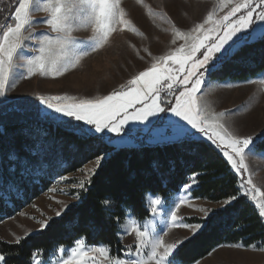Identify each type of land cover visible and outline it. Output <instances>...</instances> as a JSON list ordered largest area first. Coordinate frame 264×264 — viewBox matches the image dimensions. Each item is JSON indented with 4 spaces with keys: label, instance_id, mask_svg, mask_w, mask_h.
<instances>
[{
    "label": "trees",
    "instance_id": "obj_1",
    "mask_svg": "<svg viewBox=\"0 0 264 264\" xmlns=\"http://www.w3.org/2000/svg\"><path fill=\"white\" fill-rule=\"evenodd\" d=\"M263 72L264 35L244 44L210 75L245 81ZM1 109L0 222L50 190L57 179L80 172L98 156L107 157L71 211L17 244L0 242L3 264H34V256L47 259L60 248L73 247L77 239L107 247L112 256L121 257L122 222L127 217L147 219L149 196L169 199L186 183L193 184V198L221 202L236 195L238 199L206 221L193 219L206 227L178 248V264H194L221 246L264 245L263 220L242 193L229 162L208 142L183 138L149 144L141 139L131 146H115L102 137L82 135L70 120L38 112L1 113ZM255 148L264 155V135Z\"/></svg>",
    "mask_w": 264,
    "mask_h": 264
},
{
    "label": "rangeland",
    "instance_id": "obj_2",
    "mask_svg": "<svg viewBox=\"0 0 264 264\" xmlns=\"http://www.w3.org/2000/svg\"><path fill=\"white\" fill-rule=\"evenodd\" d=\"M219 2L220 0H139V2L138 0H120V6L126 14L125 19L131 21V26L136 29V32H133L131 27L121 30L122 26L118 25L117 30L111 34L108 43L104 47L89 52L76 67L69 68L62 75L55 77L41 75L39 72L29 76L27 67L24 66V60L18 57L15 61L17 67L14 69L12 77L14 87L8 89L6 96L0 97L1 113H13L16 110L26 114H37L38 112L40 114H50V117L61 118L64 121L70 120L73 122L74 127H92L47 109L46 106L40 104L38 97L67 95L78 99H94L104 97L114 91H121L122 85L125 88L132 87L128 85V81L140 72L150 68L155 62L154 58L169 55L185 43L184 40L177 39L174 36V28L189 32L196 24L201 23L209 12H215V19L223 17L230 10L231 5L221 11ZM15 3L16 0H10V3L9 0H3L0 7L5 5L11 7ZM240 14L237 13L236 16L231 17V20L234 22ZM6 15L7 13L4 16ZM44 18V13H36L33 17L34 20H43ZM3 23H5V20L3 16H0V24ZM205 27H210V25ZM262 29H264V22L256 21L247 33H241L240 35H246L248 39L246 42L233 46L230 55L234 54L244 44L260 39L264 35ZM218 31H222V29H218ZM32 32L34 37H38L41 33L49 32V29L42 24L33 28ZM73 36L77 41L87 43L93 36V32L91 28L82 29L74 32ZM173 39H176L175 44L172 43ZM37 47L35 39L26 41L22 56L29 58L38 55ZM203 51L202 49L201 52ZM230 55H227L226 58ZM197 57H200V53H197ZM171 63L169 61V64ZM174 66L179 67V65ZM203 79L204 83L200 92L197 93L198 103L206 105L210 112H225L226 115L222 122L229 130L241 137L253 136L257 141L260 136L264 135V84L259 83V81L264 80V72L245 81H222L218 75L211 78L210 74H205ZM173 88L177 89L176 95L183 90V87L175 85ZM166 92L167 88L165 87L161 92V96L172 103L162 106L170 108L175 103L174 97L176 95L167 97ZM137 130L138 134L135 133ZM91 135L102 137L108 143L110 140L111 143L109 144L115 146H131L141 141V139L147 140L149 144L175 142L183 138L202 140L215 147L228 161L224 155L226 149L222 145L218 147L207 136L191 129L185 121L175 117L170 111L150 117L144 124L130 122L124 127L121 136L107 131L94 133V130ZM245 157L248 171L237 172L232 166L231 168L239 178L242 193L259 213L256 201L252 200L251 196L256 195L257 199H264V196L255 193L252 186L247 184V179L251 176L256 188L264 193V155L255 148L252 151H246ZM105 159L101 161L99 167L95 165V161H92L85 165L80 172L57 179L50 190L28 204L15 216L1 221L0 242L17 244V240L21 242L29 236L38 234L44 231L53 220L60 218L66 212L64 205L71 208L73 205L79 204L84 191L79 187L80 182L91 178L92 175L89 176V169L95 168L96 173ZM229 164L231 165L230 162ZM87 184L85 183V187ZM192 188L193 184L187 190L183 188L169 199L159 198L161 205L157 207L158 215L153 214L151 211V200L158 197L149 196L147 206L150 216L144 220H135L141 227L147 224L151 228L154 224L157 231L164 229L167 232V235L164 236L166 242L182 241L178 246L179 248L187 240L201 232L204 227L194 234L192 229L173 226L170 218L172 211L176 212L178 224H196L199 222H193V219L206 221L214 213L226 207L222 205L223 201L212 202L206 199L193 198L191 196ZM77 196H79V199H77ZM181 200L184 202L180 204L177 210L175 205ZM201 208L209 210L207 216L199 210ZM57 211L61 212V216L56 215ZM132 219L134 218L127 217L119 226V239L125 249L123 255L118 257L120 259L135 258V234L125 231ZM261 219L264 222V217H261ZM45 221L48 226L42 228L39 222ZM201 224L205 225L204 223ZM73 247L64 249L70 254ZM85 247L100 246L85 243ZM178 248L174 251V256ZM129 249H132V256L128 255ZM261 249H264V245L258 244L250 247L243 245L241 247L221 246L194 264H264V250ZM90 255L98 260L103 259L95 253ZM62 256L64 254L58 250L47 259L37 257L36 260L42 261L43 264H57ZM109 256L115 257L112 256L110 251ZM85 259L88 260V264H91L89 258L86 257ZM104 264H107V262H104ZM175 264L178 263L175 261Z\"/></svg>",
    "mask_w": 264,
    "mask_h": 264
},
{
    "label": "snow or ice",
    "instance_id": "obj_3",
    "mask_svg": "<svg viewBox=\"0 0 264 264\" xmlns=\"http://www.w3.org/2000/svg\"><path fill=\"white\" fill-rule=\"evenodd\" d=\"M0 3H3V0H0ZM229 5H231L230 10L223 17L214 19L215 12H209L207 17L189 32L174 28V36L184 40L185 43L169 55L154 58L155 62L150 68L128 81V85L132 87L125 88L122 85L121 91H114L94 99H78L67 95L39 96L40 104L64 117L92 126L75 129L82 135L93 134L94 130V133L107 131L121 136L124 127L130 122L144 124L150 117L170 111L172 115L185 121L191 129L207 136L218 147L222 145L226 149L224 155L233 169L237 172L248 171L245 153L255 149L256 138L241 137L229 130L222 122L226 113L210 112L206 105L198 103L197 97L204 83L205 74L216 71L223 59L231 54L233 46L247 41L248 37L240 34L247 33L256 21L264 22V0H220L219 2L221 11ZM5 12L6 16H4ZM36 13H44L45 18L34 20ZM237 13L241 14L233 22L231 17L236 16ZM125 15L124 9L120 6V0H16L15 5L11 7L8 5L0 7V16H3L5 20V23L0 24V97L6 96L8 89L14 87L12 77L17 67L15 61L18 57L24 60L29 76L36 72L53 77L62 75L69 68L76 67L89 52L104 47L118 25L122 26L121 30L131 27V30L136 32V29L131 26V21L125 19ZM42 24L47 26L49 32L34 37L32 29ZM206 25L210 27L206 28ZM88 28H91L93 32L90 41L87 43L77 41L73 33ZM33 39L38 45L36 48L38 55L24 58L22 52L25 42ZM172 43L175 44L176 39H173ZM202 49L203 52H201ZM197 53H200V57H197ZM169 61L172 63L169 64ZM174 65L179 67L176 68ZM259 83L264 84V80ZM174 85L183 87V90L174 97V105L166 108L162 105L172 102L162 97L161 92L166 87L168 90L166 95L172 94ZM109 143H111L110 140ZM105 158L106 156H98L95 165L99 167ZM94 174L95 168L89 169V176ZM192 179L194 181L195 177ZM85 183L90 184L91 179L81 181L79 184V187L87 191ZM247 184L252 186L255 193L264 196V193H261L253 184L251 176L248 177ZM184 187L187 190L191 184L186 183ZM237 199L238 197L233 195L224 200L222 205H230ZM251 199L256 201L259 215L264 217V199H257L256 195H252ZM183 202L181 200L175 205L177 210ZM103 203L107 205L109 202ZM159 205H161L159 198L151 200L153 214L158 215ZM64 209L71 211L68 205H64ZM199 210L206 216L209 212L203 208ZM56 215L61 216V212L57 211ZM170 218L173 226L192 229L194 234L206 227L201 223L178 224L175 211L170 213ZM39 223L42 228L48 226L46 221ZM125 231L135 234V258L110 257L107 247L86 248L85 241L77 239L70 254L64 248L59 249L66 258L62 256L57 264H88L86 257L91 260V264H104V262L107 264H175L174 251L182 241L166 242L164 236L167 232L164 229L157 231L154 224L151 228L147 224L141 227L135 219H132ZM230 247H241V245H230ZM92 253L103 259H96L90 255ZM128 255H133L132 249H129ZM4 261L5 257L0 255V264ZM33 261L34 264H43L42 261L36 260L35 256Z\"/></svg>",
    "mask_w": 264,
    "mask_h": 264
},
{
    "label": "built area",
    "instance_id": "obj_4",
    "mask_svg": "<svg viewBox=\"0 0 264 264\" xmlns=\"http://www.w3.org/2000/svg\"><path fill=\"white\" fill-rule=\"evenodd\" d=\"M168 91V90H167ZM167 93V92H166ZM177 94V89H175V88H173V90H172V94H170L171 96H174V95H176Z\"/></svg>",
    "mask_w": 264,
    "mask_h": 264
}]
</instances>
